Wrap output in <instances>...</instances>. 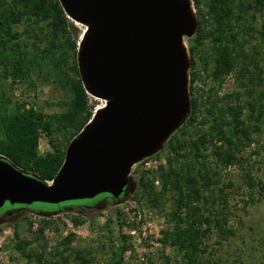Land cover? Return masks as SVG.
Listing matches in <instances>:
<instances>
[{
	"label": "trees",
	"instance_id": "trees-1",
	"mask_svg": "<svg viewBox=\"0 0 264 264\" xmlns=\"http://www.w3.org/2000/svg\"><path fill=\"white\" fill-rule=\"evenodd\" d=\"M194 6L199 26L189 49L193 64L195 56L203 61V72L191 70L192 113L167 143L173 156L168 158V169L164 166L159 169L162 189L157 191L154 180L142 176L137 191L148 196L153 208H162V200L173 194L174 209L168 217L174 227L164 232L163 243L181 254L176 264H212L202 261V256L207 252L205 239L209 238L214 228L225 237L233 234L224 228L228 223L226 214L213 209L217 200H222L227 207L229 195L221 189V196L219 199L216 197V173L206 163L204 151L214 144L217 157L227 165L234 162L238 150L235 149L234 138L241 136L243 146H248L247 142L251 141V131L245 127L242 119L246 107L241 103L238 93L220 97L215 85L206 94L200 88L195 89L194 95L193 85L202 80L204 73L220 88L224 80L235 72L242 79L247 75L253 78L259 66L248 54L250 41L241 37L244 30L238 31L236 28L251 12L264 13V0H207V11L202 9L200 0H194ZM209 18L213 22L210 28ZM22 25L25 27L20 31ZM72 27L71 19L65 14L59 0H0V155L47 182L54 180L64 163L68 145L95 113L90 106L92 97L82 83L77 64V51L84 33L79 41H73ZM250 31L258 33L264 41V27L261 31L253 28ZM207 41L212 45L208 53L204 49ZM211 59L213 66L210 68ZM70 61L71 75L66 71ZM44 71H54L63 86L71 91L72 98L65 113L49 117L35 106L26 102L15 103L8 96V85L12 88L15 85H33L34 75ZM197 122L199 128L195 126ZM194 127L198 129L192 134L189 129ZM231 128L233 134L229 135ZM60 133L68 136L65 146L57 141ZM43 134L50 138L53 149L50 153L39 152ZM217 143L224 145L219 147ZM182 160L183 165L174 168L173 164ZM247 183L250 194L244 203L255 204V191H264V186L252 172L247 173ZM206 191L211 192L209 197L205 196ZM44 212H47L44 215L47 217L39 220L32 240L23 241L16 235L18 240L15 250L35 264H70L73 259L81 264L92 263L90 253L75 254L71 248V237L64 238L56 248H50L45 233H57L60 229L55 219L50 217L52 211ZM82 216L80 212L78 216L72 217L76 227L83 223ZM113 225L114 221L109 219L108 227H112L110 239L118 231ZM33 227L34 223H31L30 231ZM31 246L34 248L29 251ZM128 251L129 246L123 240L109 264H124V256Z\"/></svg>",
	"mask_w": 264,
	"mask_h": 264
},
{
	"label": "water",
	"instance_id": "water-1",
	"mask_svg": "<svg viewBox=\"0 0 264 264\" xmlns=\"http://www.w3.org/2000/svg\"><path fill=\"white\" fill-rule=\"evenodd\" d=\"M86 30L77 64L97 109L67 147L53 181L0 155V210L60 205L134 192V166L162 152L192 113L194 0H59Z\"/></svg>",
	"mask_w": 264,
	"mask_h": 264
},
{
	"label": "rangeland",
	"instance_id": "rangeland-1",
	"mask_svg": "<svg viewBox=\"0 0 264 264\" xmlns=\"http://www.w3.org/2000/svg\"><path fill=\"white\" fill-rule=\"evenodd\" d=\"M200 2L202 9L207 11V0H200ZM209 21L208 28L212 27L211 23H213L210 18ZM71 22L73 25L72 40L79 41L86 27L72 20ZM24 27L25 25L20 26L19 30L22 31ZM263 27L264 13L253 11L236 28L238 31L239 29L244 30L241 37L250 41L247 46L248 54L252 59H255L254 62L259 66V69L255 70L253 78L247 75L245 79H242L235 72L224 80L220 88L213 79L207 78V73H202V80L194 86L195 89L200 88L201 92L206 94L211 87L216 85L215 88L219 89L220 97L238 93L241 103L246 107L242 119L245 127H249L251 131V141L247 142L248 146H243L241 136L234 138L233 141L237 146L235 149L238 150L235 152L236 159L230 165L214 154L217 149L214 144H210L204 151L206 163L216 173L215 179L218 183L215 191L216 197L219 199L221 196L219 192L221 189L229 195L227 207L224 206L222 200H217L213 209L226 214L228 223L224 228L228 232H233L225 237L217 228L213 229L212 234L204 242L207 249V252L202 256L204 263L264 264V191L260 189L255 191V204L246 205L244 203L250 194L247 183L248 172H252L256 180L264 186V41L258 33L249 32L250 28L261 31ZM195 38L196 36L186 40L188 49ZM211 46V42L205 43L204 49L207 53ZM195 57L197 71L203 72V61L198 56ZM71 65L72 61L66 68L70 75L72 74ZM212 66L211 59L210 68ZM33 83V85H15L13 88L8 85L7 94L13 102H26L49 117L65 113L68 110L72 93L69 88L63 86L54 71L35 74ZM104 105L105 102L91 98L92 111L95 112ZM195 126L199 128L198 122ZM198 128H190L189 131L194 134ZM232 134L233 128L229 130V135ZM181 136L182 134L179 135V137ZM67 139L68 136L65 133L57 135V141L62 146L67 144ZM216 145L223 147L224 144L217 143ZM224 149L228 148L224 147ZM52 151L49 136L43 134L39 152L45 154ZM172 156L168 144H166L162 152L146 161L151 163L149 170H145V163L134 166L132 170L134 192L122 204H108L103 209L85 211L75 208L80 205H97L103 199V197H99L96 200L63 203L48 207L38 204L33 205L30 209L16 207L18 211H15L13 216L0 226V264H35L15 250L18 240L16 235L18 234L20 240L23 241L32 240L38 229L39 220L41 217H47L44 216L47 215L44 210L52 211L50 217L55 219L60 229L55 234L52 231L45 233V237L50 241L51 249L56 248L64 238L71 237L73 239L71 248L76 255L80 252L84 255L90 253V257L93 259L90 264H109L121 242L125 240L129 251L124 256V264H176L181 259V254L163 243L164 232L174 227V223L169 221L168 217L174 209L173 194L170 193L162 200V208H153L150 206L148 196L137 193L142 176L154 180L157 191L162 189L159 169L161 166L168 169L170 167L168 158ZM183 163V160L179 163L175 162L173 166L178 169ZM210 195V191L205 192L206 197ZM12 209L11 205H6L0 210V216ZM80 212L83 214V223L76 227L72 223V217L78 216ZM118 216H120L119 219ZM109 219L114 221L113 228L118 229L113 239H110L112 227H108ZM31 223H34L32 231L29 229ZM33 248L34 246H31L29 251ZM70 264H81V262L73 259Z\"/></svg>",
	"mask_w": 264,
	"mask_h": 264
},
{
	"label": "flooded vegetation",
	"instance_id": "flooded-vegetation-1",
	"mask_svg": "<svg viewBox=\"0 0 264 264\" xmlns=\"http://www.w3.org/2000/svg\"><path fill=\"white\" fill-rule=\"evenodd\" d=\"M194 60H195L194 64H193V60H192L193 72L197 69V60H196V57H194ZM192 68H191V70H192ZM193 86H195V85H193ZM193 93H194V95L196 93L195 92V87H193ZM129 195H130L129 193H127L126 195H123L120 198V200L126 199ZM99 197H103V199L97 205H94V206H84V205H80V206L75 207V208H80L82 211H85V210H88V209H103L108 204L117 203V201L114 200L110 195H101ZM99 197H97V198H99ZM97 198H95L94 200H96ZM69 203H73V202H69ZM74 203H80V202H74ZM7 205H9V204H7ZM12 207H13L12 210H10L8 213H6L3 216H0V226L2 224H4L7 221L8 218L12 217L15 211H18L16 207H21L22 209H28V208L30 209L31 206H28L27 207V206L15 205V206H12Z\"/></svg>",
	"mask_w": 264,
	"mask_h": 264
},
{
	"label": "built area",
	"instance_id": "built-area-1",
	"mask_svg": "<svg viewBox=\"0 0 264 264\" xmlns=\"http://www.w3.org/2000/svg\"><path fill=\"white\" fill-rule=\"evenodd\" d=\"M190 92H191V90H190ZM149 159H147V160H144L143 162H141V163H139V164H142V163H145V170H149L150 169V162H146V161H148ZM53 234H55L54 232H52Z\"/></svg>",
	"mask_w": 264,
	"mask_h": 264
}]
</instances>
